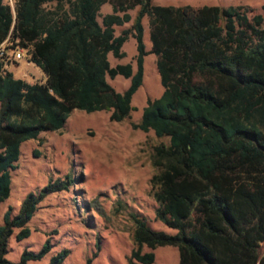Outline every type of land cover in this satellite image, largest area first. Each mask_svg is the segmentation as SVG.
<instances>
[{
	"label": "trees",
	"instance_id": "1",
	"mask_svg": "<svg viewBox=\"0 0 264 264\" xmlns=\"http://www.w3.org/2000/svg\"><path fill=\"white\" fill-rule=\"evenodd\" d=\"M50 1L55 4L47 10ZM104 4L111 13L98 22ZM130 20L114 36V27ZM129 36L135 69L129 63L111 67L107 55L123 58ZM9 40L28 48L27 61L44 82L14 78L0 61V203L9 195L22 142L59 131L73 110L109 112V122L127 119L143 59L153 54L162 92L146 100L140 121L130 127L167 138L153 147L150 186L154 219L174 234L132 215L134 248L126 264L152 263L153 254L141 253L142 247H174L177 264H264L258 255L264 244V5L253 13L245 5L154 6L151 0H13L12 8L0 0V44ZM116 76L128 79L121 93L106 81ZM70 184L69 177L48 182L25 196L16 215L5 211L0 264H25L49 252L46 240L37 253L23 251L17 263L5 259L13 230L17 241L27 238L26 224L39 203ZM67 255L62 250L48 264H62Z\"/></svg>",
	"mask_w": 264,
	"mask_h": 264
},
{
	"label": "rangeland",
	"instance_id": "2",
	"mask_svg": "<svg viewBox=\"0 0 264 264\" xmlns=\"http://www.w3.org/2000/svg\"><path fill=\"white\" fill-rule=\"evenodd\" d=\"M11 8L13 0H4ZM55 2L44 4L51 10ZM154 6H237L245 5L260 12L264 0H151ZM137 8L128 10L134 17ZM100 21V18H98ZM142 41L145 51L150 49L147 18L141 20ZM131 20L114 27V36L130 27ZM15 45L11 40L7 41ZM28 50V48H25ZM124 57L114 59L107 55L111 67L129 63L135 69V42L132 37L121 47ZM29 58V57H28ZM26 59L7 64L14 77L27 83H43V73ZM5 65V64H4ZM107 83L117 93L128 86V79L106 77ZM162 88L155 67V56L143 59V77L140 87L131 98L133 110L121 122H109V112L85 113L73 110L59 131L42 132L36 140L20 144L16 168L10 171V192L0 203V224L5 211L16 215L19 206L29 193L38 192L48 182L71 179L66 191L46 196L37 206L28 223L27 238L17 241L14 229L8 238L5 259L17 263L23 251L37 253L48 240L49 252L41 259L25 264H48L51 257L62 250L68 255L62 264H126L131 250L132 215L143 218L155 231L174 234L154 219L157 203L152 198L150 178L154 169L150 162L153 147L167 143V138H157L152 131L133 130L131 123L140 121L146 100L160 96ZM99 251L95 257V244ZM152 253L151 264H177L178 252L174 247L141 248V253ZM264 257V244L258 248Z\"/></svg>",
	"mask_w": 264,
	"mask_h": 264
},
{
	"label": "built area",
	"instance_id": "3",
	"mask_svg": "<svg viewBox=\"0 0 264 264\" xmlns=\"http://www.w3.org/2000/svg\"><path fill=\"white\" fill-rule=\"evenodd\" d=\"M26 57H29L27 49L7 43V41L0 44V61L3 64L17 62L20 59H26Z\"/></svg>",
	"mask_w": 264,
	"mask_h": 264
},
{
	"label": "crops",
	"instance_id": "4",
	"mask_svg": "<svg viewBox=\"0 0 264 264\" xmlns=\"http://www.w3.org/2000/svg\"><path fill=\"white\" fill-rule=\"evenodd\" d=\"M98 13H99V16L97 17V21H98V18H100V16H103V15H106V14H110V13H111V8H110V6H109L108 4H104V5H102V6L100 7ZM130 18H131V16H130ZM132 19H133V17L131 18V20H132ZM98 22H100V21H98ZM142 28H143V27H142ZM4 69H5L7 72H10V73L12 74V76L14 77L11 66L5 64V65H4ZM14 78H17V77H14ZM17 79H20V78H17ZM24 81H25V80H24ZM25 82H26V81H25Z\"/></svg>",
	"mask_w": 264,
	"mask_h": 264
}]
</instances>
